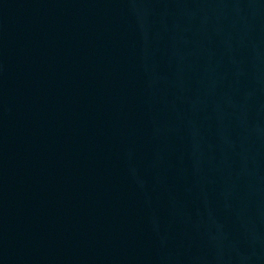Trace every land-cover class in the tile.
I'll return each instance as SVG.
<instances>
[{"label": "water", "instance_id": "1", "mask_svg": "<svg viewBox=\"0 0 264 264\" xmlns=\"http://www.w3.org/2000/svg\"><path fill=\"white\" fill-rule=\"evenodd\" d=\"M0 264H264V0H0Z\"/></svg>", "mask_w": 264, "mask_h": 264}]
</instances>
